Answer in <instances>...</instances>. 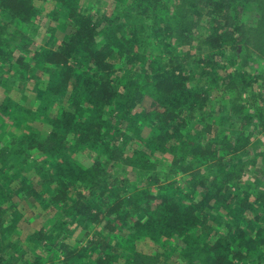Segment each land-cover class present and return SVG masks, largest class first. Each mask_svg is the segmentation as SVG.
I'll return each instance as SVG.
<instances>
[{
    "label": "trees",
    "instance_id": "16d2710c",
    "mask_svg": "<svg viewBox=\"0 0 264 264\" xmlns=\"http://www.w3.org/2000/svg\"><path fill=\"white\" fill-rule=\"evenodd\" d=\"M113 1L110 11L95 14L84 11L80 0H55L56 15L70 33L57 47L35 50L30 56L26 33L14 30L5 36L0 29V80L14 64L24 78L38 73L46 77L37 87L36 111L46 130L24 132L15 146L0 148V164L5 167L26 151L34 153L31 168L51 186L31 184L25 176L17 188L0 185L1 238L17 232L10 214L6 217L11 222L4 218L8 206L16 213L14 198L32 190L33 195L42 193L51 207L56 230L66 233L74 225L88 229L87 243L77 247L54 235L55 258L64 254L67 264H164L169 258L161 251L166 241L176 243L184 264H264V191L242 185L239 179V173L255 165L257 158L231 160V153L243 149V132L224 130L213 135L219 123L209 109L211 83L196 82L187 56L169 49L168 42L179 33L183 42L191 44L198 26L204 36L201 42L210 49L198 63L226 67L233 60L224 54L228 42H254L249 37L255 28L241 22L246 4L261 5L255 22L259 26L260 20L264 22V0H174L180 7V24L169 18V0ZM0 12L21 24L30 23L39 5L36 0H0ZM261 32L256 46L264 52L259 37L264 29ZM155 38L161 39L164 52L150 50ZM128 66L132 68L128 80L119 89L116 75ZM253 78L232 72L227 83H219L218 78L214 83L240 95L238 90L253 88ZM144 95L152 100L150 108L135 109ZM240 107L242 127L255 117L262 125L260 108L250 114L248 103ZM22 109L11 96H4L0 123L24 119ZM233 139L239 147L232 146ZM71 148L96 152L92 166L75 162ZM163 158L171 160L174 169L187 160L191 172L180 182L160 183L156 170ZM105 162L139 169L148 187L122 193L119 183L102 176ZM205 162L208 173L203 177L196 167ZM222 225L227 232H220ZM116 241L127 246L124 263L114 250ZM147 241L149 248L140 249L139 244ZM20 242L17 236L15 248ZM37 242L42 246L33 258L40 264L49 252L46 243ZM15 248L3 247L0 239V264H18ZM48 259L51 263L54 258Z\"/></svg>",
    "mask_w": 264,
    "mask_h": 264
},
{
    "label": "rangeland",
    "instance_id": "374dc122",
    "mask_svg": "<svg viewBox=\"0 0 264 264\" xmlns=\"http://www.w3.org/2000/svg\"><path fill=\"white\" fill-rule=\"evenodd\" d=\"M36 3L39 5V12L36 18L30 23L21 24L12 20L6 13L0 12V29L5 36H7L9 32L20 30L30 37V50L32 51H27L28 56L35 50L57 47L58 43L64 40L70 33V28L65 25L64 19L56 15L59 7L55 4V0H46L43 3L36 0ZM113 3V0H80V4L84 11L93 12L95 14H103L110 11L113 7ZM169 7V18H173V22L180 24L181 13L178 3L174 0H169ZM260 11L261 5L258 3L250 1L246 4L245 14L241 22L255 28V30H252L249 37L253 39L254 42H241L238 45L236 42H228L224 54L232 56L233 60L229 62L230 64L226 67L220 64L209 65L206 62L205 64L203 61L198 63V60L207 58L210 52L207 45L201 42L204 36L201 34V28H198V26L193 30L195 34L193 33L192 35L194 39L191 40V44L183 42L180 39L179 33L177 35L175 34L172 39L169 38L168 42L171 43L169 49L173 47L181 55L187 56L186 62L195 73L196 82L201 83L203 80H206L207 83H211L209 84L208 93L213 95V99L210 102L209 109L213 112L219 123L213 135L219 134L224 130L227 134L236 131L240 132V130L243 132V138L240 141V146H243V149L241 148L240 152L231 153V160L235 162L237 159L249 160L255 157L257 158L256 166L249 164L245 171L239 173L241 175L239 179L243 182L242 185L264 191V156L261 158L257 156L258 153L264 152V118L263 122L261 121V126L256 117L247 128L242 127V123H240V117L243 118L241 112L243 108L240 106L245 103H248V111L250 114H254L256 109L260 108L259 113L264 117V52L256 46V36L257 33H262L264 22L260 20L261 24L259 26L255 24ZM259 37L264 41V34H262V37ZM20 42L21 39L17 36L15 44L19 45ZM150 50H152V52H164L161 39H152ZM121 67L122 66L118 65L119 70ZM131 69V66H128L127 70L119 72L116 75L115 80L117 88L122 89L124 87ZM232 72L241 75L247 74L254 77L253 79L256 78L254 81L255 85L252 89L249 88L247 92L242 91L243 89L238 90L239 93H241L240 95L236 94L235 91L227 92L223 86H219V83L222 81L227 83L229 81L228 74ZM216 78H218L219 83H214ZM45 79L46 77L41 73H38L35 78H24V74L22 70L19 69L18 64H14L13 70L10 73H6L4 78L0 80V102L3 101L4 96H11L15 102L23 107L22 115L24 116V119L22 118L20 121H6L0 123V148L15 146L19 138H22L24 132L33 131L35 133H43L46 130L43 124H41L40 119L36 117L38 103L37 87L41 86L42 83L45 82ZM35 98L37 102H35ZM151 103V98L144 95V97L137 100L134 107L137 110L150 108ZM145 130L144 133L147 135L149 130ZM136 144L137 143H134V146ZM232 146L239 147L238 140L233 139ZM70 156L80 165L89 167L94 163L97 153H92L85 148H71ZM34 159L35 154L26 151L24 154L11 159L9 164L5 167H1L2 165L0 164V185L6 184L9 189L17 188L23 183L24 180L21 178L23 176V178H28V182L31 184H40L41 187L50 189L51 186L48 181L40 179L39 173L31 168L30 165ZM198 166L199 167L196 168L200 169L199 171L202 172L201 175L203 177L206 176L208 173V164L205 162ZM15 172L18 174L16 175ZM156 172L160 183L175 180L180 182L182 177L187 176V174L191 172V163L185 160L181 166L175 167L174 169L171 166V160L163 158ZM102 176L110 179L111 182L116 181L119 183L118 188L124 194H129L136 188L148 187L146 179L144 178V173L139 169L127 167L122 163L105 162L102 169ZM157 184L158 183H155L154 186ZM29 192L30 191L21 192L20 196L14 198L16 213L11 211V205L7 208L4 218L7 219V213L10 214V218L16 222L17 232H12L11 236L8 233L5 239H2L0 234L3 247L5 244H11L12 247L15 248L16 238L18 236L21 245L18 244V248H15V250L17 249L16 254L18 256L17 258L15 257V261L18 262V264H36L37 261H35L33 256L36 255L37 257V253L40 252L39 248L42 246L38 245L37 241H42L45 244L49 239V243L45 245L48 249L47 252H49V256H53L54 259L51 260L50 263V259H48L49 256L46 254L47 256H45L43 262L40 264H67L64 260V254L55 258L57 255L56 251H53L54 247L57 248V240L55 237L71 244L73 247H77L87 243L89 237H85V233L88 229H84L81 225H74L66 233L65 231L61 232L56 230L55 219L49 214L51 207L46 206L45 201H43L45 198L41 195L42 193L33 195L32 190L30 193ZM72 194H74V192ZM141 217L143 218L144 216L141 215ZM221 220L222 222H226V218H222ZM7 222H11V220L7 219ZM219 230L220 232H227L224 225H222ZM39 231L43 233L40 234ZM8 235L10 237H8ZM122 243L123 242L116 241L114 243V250L122 255L120 261L124 263L123 259L128 250L126 249L127 246ZM149 245L150 243L147 241L139 244V248L147 250ZM161 251H164V254L169 257L164 264H184L180 258L179 249L175 242L166 241L164 246L161 247ZM248 264L253 263L250 262ZM258 264L263 263L260 262Z\"/></svg>",
    "mask_w": 264,
    "mask_h": 264
}]
</instances>
